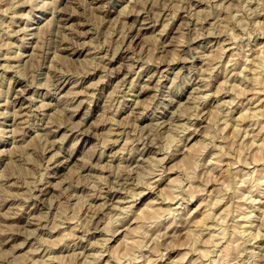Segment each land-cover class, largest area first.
Instances as JSON below:
<instances>
[{
    "label": "rangeland",
    "instance_id": "rangeland-1",
    "mask_svg": "<svg viewBox=\"0 0 264 264\" xmlns=\"http://www.w3.org/2000/svg\"><path fill=\"white\" fill-rule=\"evenodd\" d=\"M242 2L248 0H114L117 15L104 17L111 26L97 22L93 32L82 8L62 0L59 39L44 32L52 17L20 19L29 14L24 3L14 19H0V32L7 30L0 39V128L15 126L36 104L49 122L60 121L53 137L60 155L48 153L52 190L0 181V231L35 240L38 229L37 243L45 245L29 249L32 264H251L249 251L264 250V182L256 187L264 181V80H254L264 79V15L246 8L242 16ZM143 23L153 27L142 34ZM24 27L26 40L15 35ZM23 53L32 59L21 64ZM56 60L66 71L52 76ZM169 81L183 98L171 97L163 119L141 123L159 110ZM53 85L71 98L70 114L51 107ZM113 112L112 119L134 125L127 135L107 123ZM89 161L90 170L82 169ZM73 183L69 201L52 205L57 190ZM249 213L254 226L241 228ZM62 217L65 223L55 222Z\"/></svg>",
    "mask_w": 264,
    "mask_h": 264
},
{
    "label": "clouds",
    "instance_id": "clouds-1",
    "mask_svg": "<svg viewBox=\"0 0 264 264\" xmlns=\"http://www.w3.org/2000/svg\"><path fill=\"white\" fill-rule=\"evenodd\" d=\"M78 8H82L83 16L87 23L92 25L93 32L98 31L97 22L102 24L104 29L111 26L110 20H104V17H111L117 15L115 10L114 0H74ZM118 2V0H116ZM20 3L28 5V15L21 16L20 19L32 20L33 15H37V19L41 22L45 21V18L52 17L51 23H47L44 29L46 35L51 36L63 33L64 29L61 26L59 17L65 11L60 5L62 0H0V19L11 16L13 19L16 17V9ZM135 4L139 3V0H134ZM241 15H247L244 11L246 8L258 10L261 15H264V0H248L247 3L242 2L239 5ZM122 19V18H121ZM5 31L0 32V39L6 38ZM23 33V39H27L29 35V29L22 28L19 33ZM11 35V33H8ZM103 36V33H99ZM11 47V45H9ZM2 50V49H0ZM58 50V49H57ZM43 54V53H42ZM137 57H133L135 60ZM24 64L25 60H31V57L20 55L17 57ZM109 55L107 60H111ZM54 67L51 69L52 76L57 74H63L66 69L65 66L56 60L53 62ZM30 70L32 68L31 63L26 65ZM41 80L47 84V77L41 75ZM169 85H172L169 90L165 88V93L160 96L159 110L155 108L152 111H148L141 123H148L152 120L163 119L169 114L171 107L173 106V100L171 97L183 98L178 90V85H174L172 81H169ZM48 95L56 103L51 106L58 115H68L69 110L66 102H70V97H61L55 90V85L52 89H49ZM116 113L110 114L108 124L111 126L113 132L119 134L118 130H123V134L127 135L128 132L134 127L129 122H122L120 120L112 119ZM138 118V113H134L130 120ZM60 126V121L49 122L48 112L45 107L36 104L35 106L29 105L28 112L23 119H17L15 126L9 128H0V170L7 168L8 174L5 178L0 176V181L5 184L10 180H15L17 184H23L25 187L30 188L33 192L44 183L45 186H49L47 181L51 178L48 173L50 168H54L55 165L49 160L48 153L51 152L56 156L60 155V149L58 142L53 138L57 129ZM149 134L151 135V130ZM134 138V137H133ZM145 143H148L146 141ZM102 148V146H101ZM64 155H70L67 150L64 151ZM91 161L87 165L81 164L82 169L88 168L90 170ZM79 179V177L77 178ZM10 186V185H9ZM53 186H49V191ZM70 191L65 192L64 186L57 190L59 199H54L52 205H59L63 200L68 202L72 196V191L77 190L75 183L70 184ZM81 188L86 185L81 184ZM103 187L102 185L100 186ZM52 211V208L49 209ZM66 217L56 218V223H65ZM51 222V221H50ZM38 229L32 233L35 240L31 236L17 235L15 232L5 229L0 231V264H32L31 257L35 255L34 252L29 251L33 247H40L44 249L45 245L37 243L39 241ZM249 255L253 257L251 264H264V250L256 251L250 250Z\"/></svg>",
    "mask_w": 264,
    "mask_h": 264
},
{
    "label": "bare ground",
    "instance_id": "bare-ground-1",
    "mask_svg": "<svg viewBox=\"0 0 264 264\" xmlns=\"http://www.w3.org/2000/svg\"><path fill=\"white\" fill-rule=\"evenodd\" d=\"M147 3V2H146ZM150 9V8H149ZM138 12V11H137ZM144 16V15H143ZM152 16V15H151ZM190 16V15H189ZM263 16V15H262ZM158 17V16H157ZM149 20V19H148ZM152 22V21H151ZM150 23V22H149ZM149 23H143L141 26H139L138 27V31H139V33H142L143 34V32L144 31H146V30H149V29H151L153 26L152 25H150ZM259 23H260V21H259ZM263 23V22H262ZM135 24V23H134ZM188 25V24H187ZM35 26V25H34ZM37 26V25H36ZM42 27V26H41ZM25 28V27H24ZM27 28V27H26ZM36 28V27H35ZM42 29V28H41ZM41 29H40V31H41ZM157 29V28H156ZM37 31V30H36ZM38 31H39V27H38ZM37 31V32H38ZM34 32H35V30H34ZM152 32V31H151ZM32 34H33V32H32ZM138 34V33H137ZM154 34V33H153ZM34 35V34H33ZM203 35V34H202ZM208 35V34H207ZM32 36V35H31ZM204 36V35H203ZM218 37V36H217ZM132 40V39H131ZM177 45V44H176ZM32 49V48H31ZM208 54V53H207ZM20 55H24V53L23 54H20ZM33 55V54H32ZM79 55V54H78ZM182 57V56H181ZM255 57V56H254ZM257 58V57H256ZM248 60V59H247ZM246 61V60H245ZM6 62V61H5ZM158 62V61H157ZM182 62V61H181ZM202 62V61H201ZM247 62V61H246ZM249 62V61H248ZM263 62H264V60H263ZM160 63V62H159ZM144 65V64H143ZM2 66V65H1ZM182 66V65H181ZM188 66V65H187ZM261 66H264V63H262L261 64ZM157 67V66H156ZM165 68V67H164ZM206 69V68H205ZM262 69V68H261ZM127 70V69H126ZM155 71V70H154ZM205 71V70H204ZM156 73V72H155ZM151 75V74H150ZM182 76V75H181ZM173 77V76H172ZM263 77H260V75L258 76H255V78H254V80H255V83H258V84H260V83H262L263 82V80L264 79H262ZM4 80V79H3ZM202 82V81H201ZM132 83V82H131ZM124 84V83H123ZM199 84V83H198ZM208 85V84H207ZM41 86V85H40ZM117 86V85H116ZM258 86V85H257ZM52 88V87H51ZM46 89V88H45ZM26 90V89H25ZM221 92V91H220ZM7 93V92H6ZM131 93V92H130ZM133 93V92H132ZM208 95V94H207ZM257 95V94H256ZM33 96V95H32ZM203 96V95H202ZM205 96V95H204ZM64 97V96H63ZM206 97V96H205ZM30 98V97H29ZM203 99H205V98H203ZM234 99V98H233ZM32 101V100H31ZM235 101V100H234ZM252 101V100H251ZM41 103V102H40ZM47 104V103H46ZM51 104V103H50ZM45 105V104H44ZM198 108H199V106H198ZM208 109V108H207ZM230 109V108H229ZM132 110V109H131ZM4 111V110H3ZM6 111V110H5ZM17 111V110H16ZM19 112V111H18ZM18 112H15V114L16 113H18ZM203 112V111H202ZM21 113V112H20ZM197 113V112H196ZM207 113V112H206ZM225 113V112H224ZM253 113H254V111H253ZM24 114V113H23ZM53 114H55V113H53ZM5 115V114H4ZM18 115H19V113H18ZM20 115H22V114H20ZM198 116H199V114H198ZM15 117V116H14ZM16 117H17V114H16ZM228 117V116H227ZM238 117H239V115H238ZM256 117V116H255ZM203 118V117H202ZM209 118V117H208ZM229 118V117H228ZM246 118V115L243 113L242 115H240V118H239V120H243V119H245ZM253 118V117H252ZM15 119V118H14ZM137 119V118H136ZM188 119V118H187ZM197 119V118H196ZM51 120V119H50ZM53 120V119H52ZM238 120V119H237ZM1 121V120H0ZM17 122V121H16ZM164 122V121H163ZM172 122V121H171ZM240 122V121H239ZM179 123V122H178ZM156 124V123H155ZM209 124V123H208ZM74 125V124H73ZM170 125V124H169ZM263 125V124H262ZM177 126V125H176ZM264 126V125H263ZM261 127V126H260ZM190 128V127H189ZM188 128V129H189ZM263 127H261V129H262ZM76 129H77V127H76ZM81 129H83V128H81ZM85 129V128H84ZM141 129V128H140ZM163 129V128H162ZM144 130V129H143ZM112 131V130H111ZM92 132V131H91ZM94 132V131H93ZM106 133V132H105ZM108 134V133H107ZM239 135V134H238ZM109 137V136H108ZM116 138V137H115ZM118 138V137H117ZM150 138V137H149ZM145 140H146V138H145ZM242 141V140H241ZM105 145V144H104ZM210 145V144H209ZM221 147V146H220ZM60 148V147H59ZM206 149V148H205ZM149 150V149H148ZM62 151V150H61ZM219 151V150H218ZM221 151V150H220ZM102 152V151H101ZM217 157V156H216ZM217 158H219V156L217 157ZM221 158V157H220ZM126 159V158H125ZM97 160V159H96ZM161 160V159H160ZM110 161V160H109ZM221 162V161H220ZM223 162V161H222ZM137 163V162H136ZM126 166V165H125ZM102 167V166H101ZM108 167V166H107ZM140 167V166H139ZM157 168V167H156ZM130 169H132V167L130 168ZM162 171V170H161ZM129 172V171H128ZM130 172H131V170H130ZM154 173V172H153ZM129 174V173H128ZM245 176V175H244ZM245 177H247V176H245ZM134 178V177H133ZM136 179V178H135ZM158 179V178H157ZM126 181H127V179H126ZM178 181V180H177ZM243 181H247V180H243ZM122 182V181H121ZM174 182L176 183V181L174 180ZM174 182H172V183H174ZM258 182V181H257ZM263 182L264 181H261V180H259V182L257 183L258 185L256 186L257 187V189H259V188H261V185H263ZM126 183V182H125ZM123 184V183H122ZM144 185H146V183L144 184ZM156 185V184H155ZM256 185V184H255ZM151 188V187H150ZM171 190V189H170ZM173 190V189H172ZM119 191V190H118ZM258 191V190H257ZM172 192V191H171ZM107 193V192H106ZM139 193V192H138ZM104 196V195H103ZM178 197H179V195H178ZM251 198V197H250ZM110 199H112V198H110ZM221 199V198H220ZM172 200V199H171ZM105 201V200H104ZM221 201V200H220ZM220 201L218 202V200L216 201V203L214 204L213 203V207L212 208H209V210H207L205 213H204V219L205 220H209L210 218H211V216L212 217H214L213 215H211V213L212 212H210V211H212L213 210V208H215L216 206H218V204L220 203ZM256 201H258L257 199H256ZM120 202V201H119ZM174 202V201H173ZM222 202V201H221ZM179 204V203H178ZM177 204V205H178ZM117 205V204H116ZM105 207V206H104ZM171 207V206H170ZM159 208V207H158ZM173 208V207H172ZM240 208H242L241 206H240ZM123 209H124V207H123ZM155 209H157V208H155ZM210 209H212V210H210ZM225 209V208H224ZM223 209V210H224ZM157 210H159V209H157ZM222 210V209H221ZM150 211V210H149ZM153 211H155L154 209H153ZM158 212V211H157ZM156 212V213H157ZM222 212H224V211H221L220 213H222ZM160 213H161V211H160ZM219 213V212H218ZM250 214V213H249ZM248 214V216H247V214H246V218L244 217L243 218V220H245L249 225H244L243 223H240L241 225H239L241 228H249V227H253L254 225H253V219H254V217H256V216H254L252 213L249 215ZM161 215V214H160ZM218 215V214H217ZM245 215V214H244ZM264 215V214H263ZM30 216V215H29ZM218 217V216H217ZM242 217V216H241ZM263 218V217H262ZM203 219V220H204ZM225 219V218H224ZM264 219V218H263ZM218 220H220V218H218ZM263 221V220H262ZM29 222V221H28ZM206 223V222H205ZM204 223V224H205ZM261 226V225H260ZM41 227V226H40ZM207 227V226H206ZM209 228V227H208ZM211 228V227H210ZM260 228V227H259ZM216 229V228H215ZM237 230V229H236ZM240 230V229H239ZM218 232V231H217ZM238 232V231H237ZM243 232H244V230H243ZM236 233V232H235ZM201 234H203V233H201ZM227 234V233H226ZM261 234V233H260ZM216 235V234H215ZM215 235L213 234V239H214V237H215ZM228 235V234H227ZM226 235V236H227ZM217 236H219V235H217ZM233 236V235H232ZM236 236V235H235ZM220 237V236H219ZM223 237V236H222ZM216 238V237H215ZM256 238H257V236H256ZM209 239H212V238H210L209 237ZM208 239V240H209ZM212 239V240H213ZM225 239V238H224ZM215 240V239H214ZM223 241V240H222ZM133 242V241H132ZM136 243V242H135ZM217 243V242H216ZM227 243V242H226ZM232 244V243H231ZM216 245V244H215ZM227 245V244H226ZM231 247L232 245H228V247ZM226 248H227V246H225ZM225 247H224V250H225ZM233 247V246H232ZM214 248V247H213ZM231 249V248H230ZM226 252H227V250H225ZM221 252V251H220ZM225 252V253H226ZM209 253V250L208 249H205V250H203L202 251V254H208ZM211 254V253H210ZM210 256V255H209ZM217 258V257H216ZM219 261V260H218ZM53 262V261H52ZM215 262V261H214ZM195 263V262H194ZM221 264V263H220Z\"/></svg>",
    "mask_w": 264,
    "mask_h": 264
}]
</instances>
